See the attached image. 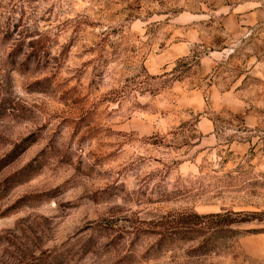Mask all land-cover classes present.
<instances>
[{
  "label": "rangeland",
  "instance_id": "obj_1",
  "mask_svg": "<svg viewBox=\"0 0 264 264\" xmlns=\"http://www.w3.org/2000/svg\"><path fill=\"white\" fill-rule=\"evenodd\" d=\"M21 141L0 264H264V221L170 232L264 213V0H0Z\"/></svg>",
  "mask_w": 264,
  "mask_h": 264
},
{
  "label": "trees",
  "instance_id": "obj_2",
  "mask_svg": "<svg viewBox=\"0 0 264 264\" xmlns=\"http://www.w3.org/2000/svg\"><path fill=\"white\" fill-rule=\"evenodd\" d=\"M30 47H33L32 44H37L36 42H30ZM34 50L32 49V52ZM22 141L20 142V144H16L14 146V148L10 151V153L6 154V156L4 158H2L0 160V166H3L4 164H6L7 162H9L10 160H12V158L18 154H20L21 152H23L26 147H22L20 148V146L22 145ZM19 150V151H18ZM191 217L193 219H198L196 222L194 221H189L186 218V221L183 222V224L181 225H173L171 226V234L174 233V231L177 228H180L183 232H187L190 231L192 227L196 226V225H202L204 219H215V224H213V228L215 227H228L232 224L235 223H243V222H248L250 220L256 219L258 221H264V213L263 212H233V211H224V212H217V213H212V214H207V215H197V214H193L191 215ZM29 264H38L36 263H29Z\"/></svg>",
  "mask_w": 264,
  "mask_h": 264
}]
</instances>
